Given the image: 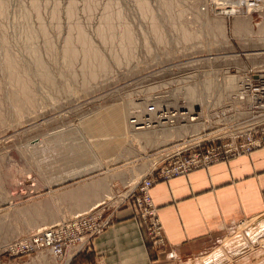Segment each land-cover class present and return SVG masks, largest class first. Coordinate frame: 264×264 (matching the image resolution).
I'll list each match as a JSON object with an SVG mask.
<instances>
[{
  "label": "rangeland",
  "instance_id": "1",
  "mask_svg": "<svg viewBox=\"0 0 264 264\" xmlns=\"http://www.w3.org/2000/svg\"><path fill=\"white\" fill-rule=\"evenodd\" d=\"M216 1L0 0V264L50 263L47 252L14 246L38 229L90 212L107 220L102 233L127 211L149 257L165 237L151 199L136 203L140 180L166 181L172 176H159L168 165L206 150L222 159L240 153L246 141L233 137L249 121L247 96L239 99L237 89L246 83L248 67L264 70V7L249 14L247 7H235V16ZM124 27L132 37L122 45ZM82 45L95 52L84 67L81 54L69 53ZM260 84L264 77L251 80L250 88ZM154 98L172 106L185 98L198 118L178 123L189 125L186 130H145L165 135L139 141L126 115ZM258 114L250 117L260 119L263 111ZM233 143L240 149L232 151ZM208 160L196 168L216 159ZM127 172L133 178L126 179ZM250 220L226 230L223 241L211 245L213 255L191 264H202L201 257L204 264H264V217L247 233ZM99 234L52 259L73 264L67 253L92 250L88 245ZM237 237L245 240L225 248ZM248 238L253 243L242 246Z\"/></svg>",
  "mask_w": 264,
  "mask_h": 264
},
{
  "label": "crops",
  "instance_id": "2",
  "mask_svg": "<svg viewBox=\"0 0 264 264\" xmlns=\"http://www.w3.org/2000/svg\"><path fill=\"white\" fill-rule=\"evenodd\" d=\"M240 153L150 187V199L157 208L165 244L149 250V257L132 219L127 217V211H121L114 218L116 223L88 245L92 250H72L67 253L69 259L73 264L195 263L210 252L214 242L223 241L226 230L237 223L239 227L247 220L264 217V147ZM125 177L133 178V174L127 172ZM110 185L111 181L107 187ZM239 238L232 239L227 246L236 244ZM210 255L213 254L206 255L207 258ZM204 260L201 257L202 264ZM49 262L39 264H56L52 257Z\"/></svg>",
  "mask_w": 264,
  "mask_h": 264
},
{
  "label": "built area",
  "instance_id": "3",
  "mask_svg": "<svg viewBox=\"0 0 264 264\" xmlns=\"http://www.w3.org/2000/svg\"><path fill=\"white\" fill-rule=\"evenodd\" d=\"M261 70V69H260ZM248 74L245 79L246 83H243L239 86L237 91L240 93L238 95L239 99H244L243 96H247L246 102V114L249 122L245 126V134L238 132L233 138H244L246 143L243 146V149H240L239 146H236L233 143L232 151L240 149L238 152H246L253 148L263 147L264 146V84L257 88H250V82L252 81H261L264 77V70L258 71L253 67H248L246 69ZM237 95V94H236ZM236 97V96H235ZM156 98L150 100L149 102L139 104L135 108H131L128 114V124L134 128L151 126L156 123V120L160 118L161 122L168 121L167 124L183 123L187 121L186 116L174 115L177 113H184L186 109L179 107L182 106V103H178L175 106L170 105V108H166L163 104L156 102ZM176 107V108H175ZM183 107V106H182ZM250 107V108H249ZM256 110H262L263 116L260 119L251 118L252 112ZM169 116L173 118H168ZM190 115V114H188ZM191 116H196V114H191ZM233 123V122H232ZM218 153H212V150H206L200 154H195L189 157L190 159L181 161L177 160L173 166H169L168 169L162 172L159 177L166 178L169 176H174L177 174H182L187 172L190 166L191 168L199 167L203 164L209 162L208 159L215 157ZM236 154V153H235ZM156 182V180L142 179L139 187V192L141 196L135 198L136 203L140 205L141 200H144L146 203L150 202V197L147 194V190L150 186ZM107 220H101L99 217H96L93 214L87 213L83 216H74L69 220L61 221L57 224L50 225L48 227L41 228L34 233L30 234L27 238L17 243L20 246H14L18 252L30 253L35 251H44L47 252L55 260H61L65 255L66 248L72 246L74 243H80L82 239L89 238L91 236L97 235L101 232L103 226H105Z\"/></svg>",
  "mask_w": 264,
  "mask_h": 264
},
{
  "label": "bare ground",
  "instance_id": "4",
  "mask_svg": "<svg viewBox=\"0 0 264 264\" xmlns=\"http://www.w3.org/2000/svg\"><path fill=\"white\" fill-rule=\"evenodd\" d=\"M138 1V3L140 4V5H142V6H145L146 5V0H137ZM179 1V0H178ZM215 1V0H214ZM181 2V1H180ZM216 3L217 4H219V5H228L227 6V8H229L228 10H226L225 11V13H227V14H234L235 16H236V13H237V10H236V8L235 7H241V6H245V7H247V9H246V13L247 14H249V12H250V9H252V8H256V6L257 5H260L261 7H264V0H240V1H238V0H235V1H232V0H217L216 1ZM141 6V7H142ZM232 7V8H231ZM150 12V11H149ZM119 13V12H118ZM117 13V14H118ZM182 13V12H181ZM153 13H151L150 12V14H149V16L150 17H152L153 15H152ZM247 14H246V16H247ZM198 15V14H197ZM103 27V26H102ZM101 27V28H102ZM101 28H100V30H101ZM125 28V32L124 33H122L121 34V36L120 35H118L119 36V38L121 37V39H120V42L119 43H123V42H125L126 44L127 43H131V33H130V31L127 29V27H124ZM77 29H79L78 27H77ZM77 29H76V32H77V36L75 37L76 39H80L81 38V41L83 42V39L82 38H84V34H83V32H78L77 31ZM104 29H105V27H104ZM154 30L157 32V33H160V31H158L156 28H154ZM82 31V30H81ZM103 31V29L101 30V32ZM110 31H111V29H110ZM180 33H185V30L183 29V27H181L180 28ZM109 32V31H108ZM121 32V31H120ZM108 34H111V33H108ZM75 36V35H74ZM88 38V37H87ZM68 40L70 41V40H72V37L71 38H69V39H67L66 41H67V43H68ZM67 45V44H66ZM123 45V44H122ZM83 46V45H82ZM75 47V46H74ZM74 47L73 48H71L72 50H70L71 52H69V53H72V54H74L73 56L75 57L76 55L78 56V54H81L82 55V63H81V66H83L84 67V64H83V60H86L84 63L86 64V65H88V63L90 62V60H91V58H93L94 56H95V52L92 50V48L90 47H86V46H83L84 48H82L81 47V49H80V47H78L79 48V50H78V48L77 49H74ZM65 48V47H64ZM88 49V50H87ZM91 49V50H90ZM66 51L68 50L67 48L65 49ZM83 53V54H82ZM68 55V54H67ZM72 56V55H71ZM72 56V57H73ZM93 56V57H92ZM79 57V56H78ZM81 57V56H80ZM81 59V58H80ZM9 61V63H8V65L9 66H11L12 64H11V62H10V60H8ZM7 61V62H8ZM85 67H88V68H90V66H85ZM93 68V67H92ZM83 69V68H82ZM84 69H86V68H84ZM87 70V69H86ZM22 80H23V78H22ZM21 85V88H22V91H25L26 89H28V88H26V86H27V84L23 81L22 83H20ZM194 92V91H193ZM193 92H189V96L190 97H193ZM188 96V98H190ZM153 101V100H152ZM177 101H178V103H182V106L181 105H179V107H181V108H184V109H186V112H184V113H177V112H175V114L174 115H181V116H186V118H187V121H186V123L187 122H190V120H191V122L193 121V120H195V119H197L195 116L194 117H192L191 116V114L193 113V112H190V111H192V109H191V107H190V105L189 104H187V100L185 99V98H181V99H177ZM156 102H158V103H160V104H163L164 106H165V109L167 108H170V105L171 104H166V102H164V101H158V100H156ZM146 103V102H145ZM175 103V102H174ZM173 103V104H174ZM177 103V102H176ZM177 103V104H178ZM140 104V103H139ZM139 104H135V105H133V106H131L130 108H135V107H137ZM176 104V105H177ZM187 105V106H186ZM188 107V108H187ZM176 108V107H175ZM129 109V108H128ZM112 112H113V115H114V117L116 116V115H119V108H117L116 106L115 107H113L112 108ZM254 112V111H253ZM258 112H260V110H256L254 113L256 114V115H259L258 114ZM127 113H128V111H127ZM126 113V114H127ZM188 114H190V115H188ZM170 114H168V118H173V117H171V116H169ZM128 116V114L126 115V124H127V126L129 127V129L130 130H133V131H136V132H138L137 133V136L138 137H133V138H137V140H141V141H147L146 139L150 136V137H152L153 139H157V138H159L160 137V135L161 134H163V135H165L164 133H159L158 135H150V133H148V132H143V131H145V130H154V129H158V130H160V129H170L171 128V126H175V125H177V127H175V128H178V129H183L184 128V126H186V125H181V126H178V123L177 122H175V123H173V124H167V123H169L168 121H165V122H161L160 121V118L158 119V120H156V123L154 124V125H151L150 127L149 126H143V127H138V128H134V127H132L131 125H129L128 124V121H127V117ZM185 123V122H184ZM185 123V124H186ZM188 125V124H187ZM195 125V124H194ZM193 124H192V126H194ZM159 126H162V127H159ZM154 127H157V128H154ZM188 127H189V125H188ZM188 127H185L184 129L186 130V128H188ZM151 128V129H150ZM172 128H174V127H172ZM171 128V129H172ZM174 128V129H175ZM242 133V132H241ZM245 133H247L246 131L245 132H243V134H245ZM135 134V133H134ZM155 134H157V133H155ZM162 135V136H163ZM166 135H168V134H166ZM149 137V138H150ZM148 138V139H149ZM133 140V139H132ZM257 148H261V147H257ZM254 149H256V148H253V149H251V150H254ZM212 150V153H216V150L215 149H211ZM251 150H249V151H246V152H244V153H248V152H250ZM177 154V153H176ZM217 157H219V155H216L214 158L215 159H222L221 157H219V158H217ZM180 174V173H179ZM179 174H177V175H179ZM182 174H186V172H183ZM175 176V175H174ZM144 178V177H143ZM142 178V179H143ZM142 179L140 180V181H142ZM155 183V182H154ZM153 185V184H152ZM151 185V186H152ZM150 186V187H151ZM86 191L85 190H80V192L79 191H77V194H79V195H81V194H84ZM147 192V194L149 195V197H150V194H149V189L146 191ZM25 212V211H24ZM27 212H28V210H27ZM26 212V213H27ZM99 212V211H98ZM91 213V212H90ZM81 215V214H80ZM56 224V223H55ZM255 225H257L256 223H255V220H252V221H250L249 223H248V225H246V226H244L243 228L245 229V232H249L250 230H252L254 227H255ZM264 228V227H263ZM263 228H262V230H263ZM39 230V229H38ZM260 230V229H259ZM37 231V230H36ZM257 233V232H256ZM261 233V232H260ZM101 234V233H100ZM250 236V235H249ZM260 236H262V235H260ZM248 237V236H247ZM260 239V238H259ZM243 240H245L244 238H242V237H240L239 239H238V242L236 243V244H233V245H237L238 243H240V242H243ZM263 240H264V238H263ZM84 240H82V242H83ZM246 243H244V244H242V246H246V244H247V242H250V243H253V240H251L250 238H248L247 239V241H245ZM264 242V241H263ZM78 245V244H77ZM232 245V244H231ZM232 245V246H233ZM230 246V245H229ZM229 246H227V247H225V248H227L228 250L232 247H230L229 248ZM76 247V246H75ZM248 254V253H247ZM65 257H66V255H65ZM241 259V258H240Z\"/></svg>",
  "mask_w": 264,
  "mask_h": 264
}]
</instances>
